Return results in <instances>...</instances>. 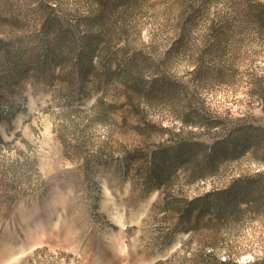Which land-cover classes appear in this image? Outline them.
Returning a JSON list of instances; mask_svg holds the SVG:
<instances>
[{
    "label": "rangeland",
    "instance_id": "obj_1",
    "mask_svg": "<svg viewBox=\"0 0 264 264\" xmlns=\"http://www.w3.org/2000/svg\"><path fill=\"white\" fill-rule=\"evenodd\" d=\"M259 4L0 0V264H264ZM238 128L256 152L156 185L171 134Z\"/></svg>",
    "mask_w": 264,
    "mask_h": 264
},
{
    "label": "trees",
    "instance_id": "obj_2",
    "mask_svg": "<svg viewBox=\"0 0 264 264\" xmlns=\"http://www.w3.org/2000/svg\"><path fill=\"white\" fill-rule=\"evenodd\" d=\"M259 25L264 27V5L259 4V13L254 15ZM204 128L211 130L217 128L220 123L211 118H206ZM175 137V143L162 144L150 157L149 170L156 185L167 183L176 169H183L192 179H202L216 172L217 164L229 158H238L247 151L251 153L259 149V142L248 130L237 129L228 131L226 137L207 145L204 142L194 140L190 136H181L180 133L171 134ZM197 138V137H196ZM219 264H230L224 260Z\"/></svg>",
    "mask_w": 264,
    "mask_h": 264
}]
</instances>
